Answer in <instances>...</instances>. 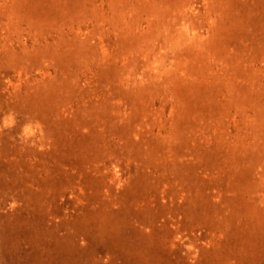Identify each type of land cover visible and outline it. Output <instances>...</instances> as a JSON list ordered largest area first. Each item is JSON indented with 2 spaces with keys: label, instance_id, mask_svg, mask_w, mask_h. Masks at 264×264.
I'll list each match as a JSON object with an SVG mask.
<instances>
[{
  "label": "rangeland",
  "instance_id": "374dc122",
  "mask_svg": "<svg viewBox=\"0 0 264 264\" xmlns=\"http://www.w3.org/2000/svg\"><path fill=\"white\" fill-rule=\"evenodd\" d=\"M0 264H264V0H0Z\"/></svg>",
  "mask_w": 264,
  "mask_h": 264
}]
</instances>
